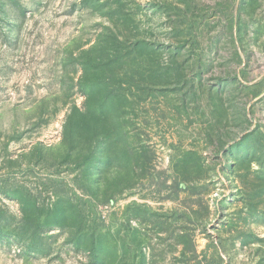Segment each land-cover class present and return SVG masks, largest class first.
<instances>
[{"label": "rangeland", "instance_id": "374dc122", "mask_svg": "<svg viewBox=\"0 0 264 264\" xmlns=\"http://www.w3.org/2000/svg\"><path fill=\"white\" fill-rule=\"evenodd\" d=\"M0 213V264H264V0H0Z\"/></svg>", "mask_w": 264, "mask_h": 264}, {"label": "trees", "instance_id": "16d2710c", "mask_svg": "<svg viewBox=\"0 0 264 264\" xmlns=\"http://www.w3.org/2000/svg\"><path fill=\"white\" fill-rule=\"evenodd\" d=\"M5 222H6V218L3 215H1V213H0V241L1 242L9 240L10 237H14V234L6 233L4 231L5 226L2 224H5ZM8 234H10V237H8ZM30 248H31L30 245L24 246V249H28L29 251H30Z\"/></svg>", "mask_w": 264, "mask_h": 264}]
</instances>
